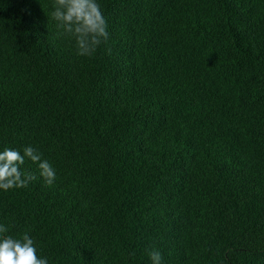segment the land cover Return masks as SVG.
Listing matches in <instances>:
<instances>
[{
  "label": "trees",
  "instance_id": "16d2710c",
  "mask_svg": "<svg viewBox=\"0 0 264 264\" xmlns=\"http://www.w3.org/2000/svg\"><path fill=\"white\" fill-rule=\"evenodd\" d=\"M55 0H0L6 235L48 264H264V0H97L108 40L77 54Z\"/></svg>",
  "mask_w": 264,
  "mask_h": 264
},
{
  "label": "clouds",
  "instance_id": "9594fccd",
  "mask_svg": "<svg viewBox=\"0 0 264 264\" xmlns=\"http://www.w3.org/2000/svg\"><path fill=\"white\" fill-rule=\"evenodd\" d=\"M52 18L65 34L75 39L77 54L91 56L97 48L108 40L107 24L97 0H55ZM25 158L38 164L40 176L51 185L56 171L41 153L25 147L23 155L17 150L4 149L0 152V189L27 187L36 179L32 173L21 171ZM9 229L0 225V264H48L46 258L37 255L34 240L25 232L20 238L6 235ZM151 264H162V254L158 249L148 253Z\"/></svg>",
  "mask_w": 264,
  "mask_h": 264
}]
</instances>
